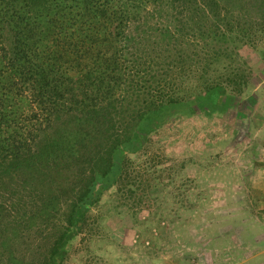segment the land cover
<instances>
[{
    "label": "rangeland",
    "instance_id": "1",
    "mask_svg": "<svg viewBox=\"0 0 264 264\" xmlns=\"http://www.w3.org/2000/svg\"><path fill=\"white\" fill-rule=\"evenodd\" d=\"M230 1L219 17L192 0L142 12L137 21L154 27L152 39L167 28L188 39L170 51L162 42L154 69H180L175 89L187 100L220 82L231 106L180 108L150 132L68 243L63 264H264V16ZM136 94L120 116L149 100ZM72 170L44 190L19 193L27 176L0 180V264L44 263L67 223L71 201L61 187ZM57 189L60 204L42 212L37 204Z\"/></svg>",
    "mask_w": 264,
    "mask_h": 264
},
{
    "label": "trees",
    "instance_id": "2",
    "mask_svg": "<svg viewBox=\"0 0 264 264\" xmlns=\"http://www.w3.org/2000/svg\"><path fill=\"white\" fill-rule=\"evenodd\" d=\"M164 1L0 0V180L27 176L19 193L44 190L64 169H76L59 184L71 201L69 214L43 264H63L68 243L87 223L101 193L129 171V154L139 152L174 110L192 114L221 103L224 109L231 106L224 100L232 96L220 82L187 100L175 89L180 69L166 74L154 69L162 42L170 51L188 40L172 28L152 39L154 27L137 21L145 10L158 14ZM177 1L183 2L171 0L172 8ZM192 1L218 17L231 2ZM236 1L264 16V0H232L233 7ZM167 59L168 66L177 62ZM152 87L158 90L153 99ZM121 89L125 95L117 98ZM140 91L148 95L147 103L120 116ZM60 193L51 191L37 207L49 212L60 204Z\"/></svg>",
    "mask_w": 264,
    "mask_h": 264
}]
</instances>
